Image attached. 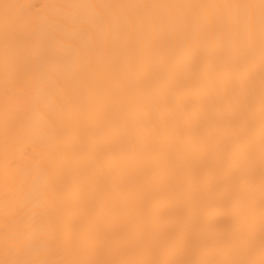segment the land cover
<instances>
[{
  "label": "bare ground",
  "instance_id": "6f19581e",
  "mask_svg": "<svg viewBox=\"0 0 264 264\" xmlns=\"http://www.w3.org/2000/svg\"><path fill=\"white\" fill-rule=\"evenodd\" d=\"M0 264H264V0H0Z\"/></svg>",
  "mask_w": 264,
  "mask_h": 264
}]
</instances>
